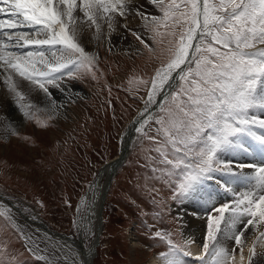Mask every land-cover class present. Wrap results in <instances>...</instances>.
I'll list each match as a JSON object with an SVG mask.
<instances>
[{"label":"snow or ice","instance_id":"6c2138e0","mask_svg":"<svg viewBox=\"0 0 264 264\" xmlns=\"http://www.w3.org/2000/svg\"><path fill=\"white\" fill-rule=\"evenodd\" d=\"M148 2L162 16L149 17L139 9L136 14L145 27L151 24L153 40L164 35L158 31L160 27L168 28L169 36H176L177 31L179 35L170 40L169 61L155 69L135 131L153 141L162 157L165 167L154 171L167 175L175 170V175L182 176L174 190L176 198L191 196L209 180H215L236 197L231 204L212 209L218 215L208 216L202 254L194 259L208 264L206 257L210 256L215 264H227L229 254L219 245L220 236L230 231L228 238L240 247L243 261L242 237L246 238L250 230L259 233L248 249L250 254L257 242L264 243V228L260 227L264 225V165L235 163L222 159L219 153L242 148L248 151L243 144L245 138H251L264 153V135L254 131L264 130V117L251 114L254 109L264 110V0ZM130 3L131 0H0V89L6 90L29 119L31 110L40 103H33L31 97L42 94L43 110L50 112V119L55 118L57 102L50 87L66 90L61 85L65 76L74 78L82 69L91 71L97 61V55L83 46L85 29L95 30V41L107 35L110 44L117 17L127 19L132 12ZM105 26L107 33L103 31ZM121 26L152 51L140 33L126 24ZM151 105H155L153 112L158 109L164 115L148 112ZM150 121H154L155 128ZM11 134L18 135L15 131ZM246 168L254 172H245ZM215 173L231 181H246L251 187L237 195L231 182L226 185L216 180ZM0 217L4 218L0 226L5 229L14 223L10 210L0 209ZM21 238L36 259L47 260L28 246L29 237L21 233ZM168 243V253L161 254L167 264H186L183 257L192 254L171 240ZM0 264L4 261L0 260ZM8 264L20 262L11 256Z\"/></svg>","mask_w":264,"mask_h":264},{"label":"rangeland","instance_id":"374dc122","mask_svg":"<svg viewBox=\"0 0 264 264\" xmlns=\"http://www.w3.org/2000/svg\"><path fill=\"white\" fill-rule=\"evenodd\" d=\"M149 10L143 13L149 17L162 16L154 4ZM140 19H129L127 27L140 33L152 51L121 26L126 19L117 17L118 25L114 32L119 38L110 37V44L107 35L102 41L93 40L94 48L90 51L98 58L91 71L82 69L74 78L64 77L63 81L68 85L78 87L75 88L78 94L67 100L69 111L56 113L55 118L50 119V112L43 110V103L31 110L30 119L23 116L18 125L9 126L6 131L0 130V193L25 213L32 212L34 208L51 230L77 236V222L78 219L81 221L84 210L81 204V210L77 209L75 213L80 196L86 192L99 168L118 154L127 124L142 106V110L145 109L155 69L163 67L171 58L170 40L177 39L179 31L176 36H169V29L160 27L158 31L164 35L153 40L151 24L145 27ZM140 21L143 22L141 25ZM119 34L126 38L121 39ZM88 36L92 38L91 33ZM16 110V105L8 106V111L19 113ZM254 112L257 109L251 114ZM161 115L164 113L157 110L155 116ZM11 122L9 119L8 123ZM149 123L156 127L154 121ZM43 124L47 126L42 127ZM13 131L18 135H12ZM152 134L154 131L149 132ZM248 151L251 152L249 148ZM219 156L226 159V152L219 153ZM161 159L154 142L136 132L127 156L108 188L102 213L103 229L92 264H151L155 253L159 256L168 253L169 240L189 251L181 212L190 196L184 199L175 197L174 190L182 179V176L174 174L175 170L167 175L154 171V168L165 167ZM167 167L171 169L170 165ZM214 175L216 180H223L222 175ZM236 184L240 194L251 187L246 181L244 185ZM197 199L200 198L195 196L194 200ZM233 201L228 198L214 202L212 207L201 212L207 224L205 233L208 216L218 215L212 209ZM10 206L5 202L0 204V209L10 210L14 221L7 229L0 226V253L7 254L0 256V260L8 264V258L15 256L20 264H66L54 249L60 247L51 245L48 237L21 217L16 206ZM3 220L0 217V222ZM128 228H131V233ZM157 232L161 235L157 236ZM21 233L30 238L27 243L33 252L47 257V260H38L27 250ZM93 234L83 230L85 247L89 246ZM249 239L244 241L243 248ZM228 252L233 254L235 251ZM162 257L167 264V258Z\"/></svg>","mask_w":264,"mask_h":264},{"label":"bare ground","instance_id":"6f19581e","mask_svg":"<svg viewBox=\"0 0 264 264\" xmlns=\"http://www.w3.org/2000/svg\"><path fill=\"white\" fill-rule=\"evenodd\" d=\"M128 7L132 9V12L127 16V19L125 21L126 25H128L127 21L129 19H137V18L140 19L139 18L140 16L136 14V9H139L141 12H144V11L150 12L149 9L153 7V4L149 3L148 0H131V3L128 5ZM147 16H149V15H147ZM142 23L143 22H141L140 25ZM94 31H95L94 29H91V30L85 29V32L83 33V36H82L83 46L89 51L94 48V45H93V39L90 36H88V34L89 33L92 34ZM103 31L105 33H107V31H108L107 26L104 27ZM117 35L118 34L116 32H112L111 38L113 36H116L115 37L116 39L119 38ZM119 35L121 36V39L126 38L123 34H119ZM2 82H3L2 79H0V84H2ZM61 85L66 90L62 91L60 88H50V91L54 93V99L56 100V102H57V99L60 98V102L56 103V108H57L56 113H59V112L64 113L66 111H69L70 108H69V105L67 104V100L72 99L74 96H76L78 94V91H75V88L78 89L77 86L68 85L65 81H61ZM71 89H74V91ZM31 100L33 103H36L37 100H39L40 103H38L37 106H40L41 104L44 103L43 102L44 98H43L42 94L39 97H37L35 94H33V96L31 97ZM11 104L15 105V102L12 100L11 96L6 94L5 89H0V109H1L0 110V114H1L0 115V130L6 131V129L9 126L18 125L23 120L24 115L19 111L18 108H17L18 110H16V112L18 111L19 113H14L12 111H8V106H11ZM63 104L65 105V108L62 107ZM48 106L50 108V105H48ZM154 106L155 105L149 106L148 112H152V109L154 108ZM142 108H143V106L139 109L138 113L136 114L135 117H137V118L134 119L135 118L134 117L130 121L131 123L129 122L130 126H129V124L127 125V128L124 131V136H123L122 142L120 144V150H121V147L126 142V140L128 139L131 129H135L136 127L139 126L138 124H136V120L140 118L139 114L141 111H143ZM13 110H14V108H13ZM156 111L152 112V114L155 115ZM2 112H3V114H2ZM148 112H146L145 115H147ZM254 115L257 116L258 118L264 117V110L257 109V112H254ZM9 119L12 120L11 123H8ZM13 129L15 130L14 127H13ZM13 129H11V130H13ZM254 131H256L258 135H264V130H262V129L255 128ZM135 133H136V131H135ZM244 142H246L247 144ZM243 144H244V147L247 149L249 148L251 152L244 151V149L242 148L240 150L226 152L225 158L227 160H231V161H234L235 163H240V164L264 165L263 164L264 163V153H262L260 151L258 144L256 142L252 141L251 138H245L243 141ZM248 152H249V155H247ZM119 155H120V151L114 157L117 158ZM229 156H231V158H229ZM122 163H121V165H122ZM121 165L118 166L117 170L119 169V167ZM104 166H106V165H104ZM233 166H235V165H233ZM236 170L239 171L238 168ZM244 171L252 173V172H254V169H247L246 168V169H244ZM106 172H107L106 169L105 170L104 169L99 170L97 178L95 179L96 181L93 182V184H92V188H94L95 186L101 187V185L104 184V181L106 179V177H105ZM221 177L223 178V180L221 182L225 183L226 185H229V182H231L230 187L236 192L237 195H242V194L237 192L238 186L236 183L239 182V183L244 185V181H231V179L229 177H226V176H221ZM195 196L196 197L198 196L200 199L194 200ZM228 198L235 200L236 197L233 196L232 193H230V192H225L224 189L221 188L220 185L215 182V180L205 181V183L201 186V188L197 192L193 193L190 196L187 203L182 206L183 211L181 212V214H182V225H183V230H184L183 232L185 233L186 240L190 245L189 252L192 254L190 256L183 257L186 264H200V262L195 260L194 257L202 254L201 243H203L202 242L203 238L206 236L205 229H206V225H207L204 222L205 220L201 217V212H205L207 209L212 207L214 202H219V201L223 202V201H226ZM84 200L85 199H82L81 202ZM191 202L194 203L193 206H191ZM0 204L1 205L4 204V202L1 199H0ZM81 204H83V206H84L85 201ZM77 209L81 210V207L76 206L75 213H77ZM19 210H20L21 214L26 216V217H30L31 214L34 215L36 213V211L34 209H32L33 210L32 213H25L23 210H21V208ZM84 213H85V211H84ZM84 213L82 214V218H83ZM76 218H77V215L75 214V223L77 221ZM82 218L80 217L81 220H82ZM32 226H34V225H32ZM83 226L84 225L78 219L77 231L81 230ZM222 227H224V226H222ZM260 227L264 228V225H261ZM89 228L91 229V233L94 232L93 237H92V239H93L95 236V225L91 226L87 222L84 229H86V231H88ZM38 229H39V232L44 237H46V238L48 237L47 239H49L51 241V245H53L55 247H60V245H63L66 242L65 241L66 239L61 237V233H59V232L58 233H52V232L49 233L48 231H46L44 229L43 230L40 228H38ZM84 229H82V233H83ZM102 229H103V227L101 226V231H102ZM128 231L131 233V228H128ZM230 234L231 233L229 231V232H226L224 235H221L220 236V245H219V247L224 248L227 252L230 250L233 252L235 251L233 254H231V252L230 253L228 252L229 259L227 261V264H264V243L257 242L254 246V252L252 254H250L248 251V249L250 247H253V241L259 235L258 232L250 230L246 234V238L242 237L243 241L250 238L249 240H247L248 241L247 243L245 242L246 244H245V247L243 248V256H244L243 261H241V259H240V255H241L240 248L237 249L236 248L237 246H235L234 240H231L228 238ZM98 245H99V243H98ZM67 247H72V246H71V244H69V245H67ZM59 251L63 252V254L67 253L63 247H60ZM95 255H96V253H95ZM95 255H94V257H95ZM233 255L235 256L234 260L231 259V256H233ZM249 256H250V259H249ZM94 257L92 258L91 264L93 262ZM189 259H190V261L187 262ZM210 259H211L210 256L206 257L208 264H215V262L210 260ZM151 264H166V261H165L164 257L159 256L155 253L151 258Z\"/></svg>","mask_w":264,"mask_h":264},{"label":"water","instance_id":"95a60500","mask_svg":"<svg viewBox=\"0 0 264 264\" xmlns=\"http://www.w3.org/2000/svg\"><path fill=\"white\" fill-rule=\"evenodd\" d=\"M155 107V106H154ZM153 110V109H152ZM153 112V111H152ZM155 112V111H154ZM137 124V123H136ZM134 130L131 129L130 134L124 145L121 147L120 155L117 158H113L110 161L106 163V166H102L101 169H106L107 172L105 174V181L104 184L101 185V187L95 186L92 188L93 182L92 181L88 187L86 192L80 197L77 207L80 206L81 203L85 201V207L83 206V218L81 220V223L84 225L82 229L86 226V223L88 222L91 226L95 225V236L93 239H91L89 246H84V237L82 235V229L78 231V234L76 237L68 234L61 233V237L66 239L65 243L63 245H60V247H63L64 250H66L67 253L63 254V252L59 251L60 249L54 248L60 255V257L63 259V261L66 264H91L92 258L94 257L96 253V246L99 243V237L101 233V226H102V208H103V202L106 196V192L108 189V186L110 184V181L113 177V175L116 172V168L122 163L123 159L126 157L129 149L130 142L134 135ZM100 169V170H101ZM99 185V184H98ZM0 199H2L7 205L16 206L13 204V202L5 197L2 193H0ZM82 199H85L81 202ZM16 210L20 213L21 217L34 229H36L39 232V229H44L48 231L49 233H58V231H54L48 228V226L41 220V218L38 216L37 213L34 215L31 214L30 217H26L21 214L19 208L16 206ZM27 213H32L31 211ZM91 229L89 228L88 232H90ZM40 233V232H39ZM60 233V232H59ZM68 241V242H67ZM58 244V243H57ZM71 244L72 247H67V245Z\"/></svg>","mask_w":264,"mask_h":264}]
</instances>
